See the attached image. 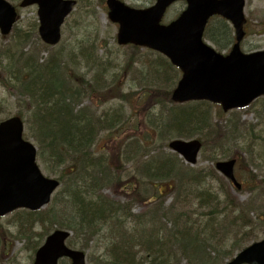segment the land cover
Returning a JSON list of instances; mask_svg holds the SVG:
<instances>
[{
	"label": "trees",
	"instance_id": "obj_1",
	"mask_svg": "<svg viewBox=\"0 0 264 264\" xmlns=\"http://www.w3.org/2000/svg\"><path fill=\"white\" fill-rule=\"evenodd\" d=\"M98 1L101 5L104 3V0ZM90 3L87 0V4ZM205 36L219 49H226L233 42L232 28L219 17L212 19ZM16 43L0 45V81L22 98L19 106L24 109L18 114L25 120L27 134L36 140L40 160L50 172L59 173L64 186V191L53 198L45 211L29 212L19 220L21 235L43 237L55 226L67 228L74 233L69 244L78 246L79 238V247L87 249L88 243L82 241L81 235L93 239L98 234L105 246L104 253L94 258V264H223L255 238L258 227L264 230V179H257L256 175L250 177L248 188L257 193L249 201H239L232 194L230 183L215 167L191 168L162 152L158 167L164 170L162 174L156 172L154 180H174L172 202L167 204L157 188H153L156 196L147 198V192L122 181L117 170L124 168L121 158L126 145L117 143L116 153L107 162L103 156H95L93 148L103 133L112 138L125 120L106 112L98 114L91 106L83 104L85 95L94 99L129 100L132 93L120 90L119 75H108L101 57L96 56L92 61L94 51L86 52L89 49L82 55L92 63L90 68L96 69L93 80L80 78L66 63L63 66L58 52L51 59L42 60L36 50L28 52ZM127 61L132 65L137 59L131 54ZM157 61L174 68L159 55ZM149 67L154 72L153 67ZM132 68H126V73ZM156 71L154 82L160 84L164 82V73ZM175 71L178 73L177 69ZM145 85L146 103L156 92L164 100H171L169 90L153 87L149 82ZM204 103L209 104L198 102L176 117L175 110L168 108L169 122L164 130L173 127L181 137L198 134L202 136L204 149L221 153L222 159L238 158L240 166L243 157L237 154L241 150L237 139L251 132L246 122L232 121L223 115L215 121L203 108ZM153 123L159 130L163 128L156 116ZM248 142L253 143L255 150L253 135ZM259 147L264 151V145L259 144ZM249 151L248 163L257 164L253 152ZM210 180L216 181L217 186ZM108 183L126 193L130 200L150 203L135 214L130 201L121 202L99 193L101 186ZM133 183L143 184L144 180ZM33 244L36 248L39 242L34 240ZM0 264H4L1 259Z\"/></svg>",
	"mask_w": 264,
	"mask_h": 264
},
{
	"label": "rangeland",
	"instance_id": "obj_2",
	"mask_svg": "<svg viewBox=\"0 0 264 264\" xmlns=\"http://www.w3.org/2000/svg\"><path fill=\"white\" fill-rule=\"evenodd\" d=\"M9 1L16 5L20 2V0ZM90 1L91 3L87 4V0H78L79 3L75 11L67 18L62 28V41L57 46L46 47L41 40L38 32L39 18L36 6L20 8V18L16 23V29H13L8 36H2L0 33V45L17 44L16 42H19L20 46L22 48L25 47L26 51L36 50L42 60L51 59L58 52L62 56L59 58L63 61V66H65L64 63L70 65L74 71L80 74V78L87 80H93L92 78L96 75V69L90 68L92 63L86 61L82 55L84 54L83 51L85 49H89L86 52L94 51L92 61H94L96 56L101 57L102 64L107 68V74L112 77L119 75L118 84L120 90L124 93L131 92L132 94L129 100L120 97H112L107 100L94 99L86 95L83 98V104L91 106L98 114L106 112L108 115H118V119L125 120L123 127L119 128L112 138H109L106 133L100 136L93 148L94 155L103 156V160L107 162L109 161L108 158L113 157L114 153H116L114 146L117 143L120 142L123 146L126 145L127 149L121 158L124 168L121 167L120 170H117L118 176L122 181L129 182L128 185H136L135 188L140 189V191L145 190L147 198H150L153 194L156 196L153 192V186L156 185L157 189L161 190L162 196H165L166 203L169 204L175 198V194L171 192L173 185L175 186L174 180H164L163 178H159L158 182L154 180L156 178L155 173L162 174L164 170L158 167L160 166V160L157 155L163 152L164 155L174 160L176 159L174 155H177L167 146L172 138L179 137L180 134L173 127L169 130L168 128L166 131L164 130V127L169 122V111L167 109L175 110L173 115L176 117L182 111L188 112L189 108L196 105V103L174 104L172 100H164L159 92L152 93L146 103L147 90L145 84L149 82L153 87H161L172 92L181 76L180 71L177 69V73L175 67V69H171L168 64L157 61V53L148 52L149 50L145 48L136 50L131 46L118 45L116 41L118 25L109 20L106 5L99 4L98 0L95 2ZM124 1L129 5L144 8L152 5L156 0ZM245 6V13L249 23L246 27L247 35L242 42V49L246 52L264 50V0H246ZM185 7V1L176 2L168 10L164 22L168 23L175 19ZM206 41L223 54L229 52L231 48L219 49L211 40L206 39ZM131 54L137 59V62L135 64L132 63V65L130 61L126 62V58L128 57L129 59ZM131 66L133 68L127 74L125 70ZM149 66L153 67L154 72ZM155 70H159L160 74L164 73V82L160 84L154 82L157 80L156 77L154 78L157 73ZM21 100L22 98L19 95H15L0 82V120L13 116L24 109L22 105L19 106ZM139 103L143 104L140 105ZM183 107L188 108L187 110H182L181 108ZM203 108L209 111L215 121L218 118H222V115L232 121L240 119L242 122H246L248 130L251 131L242 134L239 141L237 139L241 148L237 154L238 156L242 155L243 161L240 166L238 164L236 174L239 181L242 182L243 188L240 190L231 189L232 194L239 201H249L257 193V190L248 188L250 177L256 175L257 179H264V151L263 148L259 147V144L264 145V97L258 99L247 109L223 112L224 114L221 112L222 108L220 105L204 103ZM155 116L163 127L161 128L159 124L160 130L153 123ZM252 135L256 141V144L254 143L255 150L252 149L253 143L248 142ZM27 137L35 144L37 143L33 137ZM194 137L201 138L202 136L197 134ZM249 150L253 152L257 164L255 162L248 163ZM126 151L130 157L129 160L126 158ZM214 158L216 159L214 160ZM220 158H222L221 153L204 149L199 154L198 161L193 168L209 170L214 166V161L220 160ZM177 159L180 160L182 158L178 157ZM38 162L46 175L58 177L59 173L50 172L40 158ZM143 167L147 170H144L145 174L142 172ZM114 173L116 174L115 170ZM137 178L144 180V183L134 184L133 181L137 182ZM215 180L218 183L216 178ZM210 181L217 186L216 181ZM112 187V183L102 185L99 193L118 201L128 200L126 193H123L119 188ZM63 189L64 186L58 190L56 195ZM149 203L147 200H135L133 202V212L136 214L143 211ZM49 206L42 209V211H45ZM21 214H23L22 210H17L0 218V259L4 264H32L34 251L37 248H34V240L40 244L44 238V236H32V234L30 238H27L20 234L19 217ZM68 217L71 218V215ZM66 218L67 216H65ZM260 227L256 229L255 238L245 243V245L264 239V230ZM37 231H39V228ZM81 239L83 242L87 241L88 243V248L86 249L87 264H94V258L104 253L105 245H102L100 235L96 234L93 239H88L86 234H82ZM77 243L78 246L81 244L79 238ZM60 264H68V260H62Z\"/></svg>",
	"mask_w": 264,
	"mask_h": 264
},
{
	"label": "water",
	"instance_id": "obj_3",
	"mask_svg": "<svg viewBox=\"0 0 264 264\" xmlns=\"http://www.w3.org/2000/svg\"><path fill=\"white\" fill-rule=\"evenodd\" d=\"M177 0H157L147 8H134L121 0H107L108 16L119 24L120 45L134 44L159 51L178 66L183 75L172 93L175 102L208 100L221 103L223 110L245 108L264 95V51L244 54L240 43L245 36L244 0H186L187 8L169 24H162L167 8ZM76 0H22L21 7L38 5L39 33L49 45L61 40V26L73 11ZM220 14L236 30L231 52L222 55L203 42L209 18ZM16 6L0 0V30L7 35L17 21ZM24 123L19 116L0 123V215L17 208L37 210L51 200L60 182L46 177L37 163L36 146L23 138ZM170 148L187 162L195 164L202 143L198 139H174ZM236 160L220 161L217 169L241 184L234 174ZM70 232L56 230L36 252L34 264H58L61 257L72 264H85L83 251L69 248L65 240ZM226 264H264V240L254 242Z\"/></svg>",
	"mask_w": 264,
	"mask_h": 264
}]
</instances>
